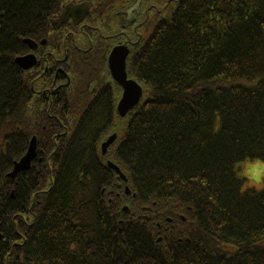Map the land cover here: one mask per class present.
<instances>
[{
	"label": "trees",
	"instance_id": "1",
	"mask_svg": "<svg viewBox=\"0 0 264 264\" xmlns=\"http://www.w3.org/2000/svg\"><path fill=\"white\" fill-rule=\"evenodd\" d=\"M60 2L0 0V264H264V192L233 173L264 156V0L167 3L127 60L143 95L122 118L91 66L64 110L26 112L38 84L15 58Z\"/></svg>",
	"mask_w": 264,
	"mask_h": 264
},
{
	"label": "flooded vegetation",
	"instance_id": "2",
	"mask_svg": "<svg viewBox=\"0 0 264 264\" xmlns=\"http://www.w3.org/2000/svg\"><path fill=\"white\" fill-rule=\"evenodd\" d=\"M172 1L109 0L102 7L96 6V0H61L54 12L47 16L46 23L39 25L35 36L23 38L31 41L30 44L23 42L25 48L20 55L31 57L26 68L21 67L25 72V87L28 88L32 80L38 84L25 101L26 112L33 108L35 96L40 98V111L64 110L66 105L69 106L63 103L64 96L72 95L73 80L87 75L86 69L90 66L92 76L100 81L91 82L89 91L94 87L95 93L100 84L104 89L108 88L117 109L123 89L111 74V51L117 46L125 47L127 61L141 37L146 35L152 20ZM98 10L102 11L99 15L95 14ZM81 84L79 81L78 85ZM79 91L83 89L79 88ZM32 138L36 142V137Z\"/></svg>",
	"mask_w": 264,
	"mask_h": 264
},
{
	"label": "water",
	"instance_id": "3",
	"mask_svg": "<svg viewBox=\"0 0 264 264\" xmlns=\"http://www.w3.org/2000/svg\"><path fill=\"white\" fill-rule=\"evenodd\" d=\"M30 44V40H24ZM128 54V50L123 46L115 47L110 55H109V67L111 70V74L113 79L121 85L123 92L121 98L117 105V113L120 118L125 117L129 111H131L139 102L142 97V87L132 79L127 78L126 72V57ZM33 58V57H32ZM31 62L30 56L24 57H16L15 62L22 68H26V62ZM117 138L116 133H112L108 136L106 140H104L100 145L101 153L106 154L110 145L113 144L115 139ZM36 156V142L35 138H32L28 147L26 154L20 159V161L15 162L13 169L11 172L7 174L9 177H15V175L24 170H28L31 166V161ZM106 165L117 173V175L126 182L127 178L122 173L120 168L108 160ZM125 193L130 194V190L128 186H125ZM126 207H124L125 209Z\"/></svg>",
	"mask_w": 264,
	"mask_h": 264
},
{
	"label": "clouds",
	"instance_id": "4",
	"mask_svg": "<svg viewBox=\"0 0 264 264\" xmlns=\"http://www.w3.org/2000/svg\"><path fill=\"white\" fill-rule=\"evenodd\" d=\"M233 173L244 190L264 192V156L246 155L233 163Z\"/></svg>",
	"mask_w": 264,
	"mask_h": 264
}]
</instances>
